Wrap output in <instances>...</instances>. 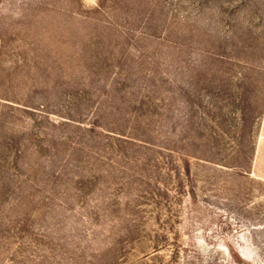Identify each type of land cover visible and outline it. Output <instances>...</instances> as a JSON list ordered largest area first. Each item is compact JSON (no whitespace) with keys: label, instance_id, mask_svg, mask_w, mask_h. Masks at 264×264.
<instances>
[{"label":"rangeland","instance_id":"374dc122","mask_svg":"<svg viewBox=\"0 0 264 264\" xmlns=\"http://www.w3.org/2000/svg\"><path fill=\"white\" fill-rule=\"evenodd\" d=\"M0 264H264V0H0Z\"/></svg>","mask_w":264,"mask_h":264}]
</instances>
